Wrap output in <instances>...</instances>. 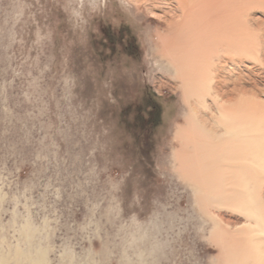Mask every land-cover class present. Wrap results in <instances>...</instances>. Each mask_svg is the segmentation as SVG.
<instances>
[{"label": "rangeland", "instance_id": "obj_1", "mask_svg": "<svg viewBox=\"0 0 264 264\" xmlns=\"http://www.w3.org/2000/svg\"><path fill=\"white\" fill-rule=\"evenodd\" d=\"M202 1L203 50L132 0H0V264H264V0ZM210 64L239 159L186 158Z\"/></svg>", "mask_w": 264, "mask_h": 264}, {"label": "bare ground", "instance_id": "obj_2", "mask_svg": "<svg viewBox=\"0 0 264 264\" xmlns=\"http://www.w3.org/2000/svg\"><path fill=\"white\" fill-rule=\"evenodd\" d=\"M132 1L137 5H148L149 9H146L145 11L146 13L150 14V18L163 19V22L167 26L164 30L165 34L163 41H166V43L168 44L174 43L176 41L177 43H182L185 42L186 38H189L190 41L194 40L195 44L200 50L204 49V46L207 43V38H209V35L212 32L211 26L212 28L214 26L209 23V21L212 22V20H209L210 13L208 12V10H206L207 6L204 9L205 5H202L203 3L198 2L199 0H172V2L174 1L176 3L175 11L177 12V14H175L176 12L174 10L173 11L175 13L172 14H170V10V12H167V10L169 9L167 8L170 3L169 0H165L168 2L161 0ZM211 1L213 2V0ZM202 2H204V0ZM206 2L209 1L207 0ZM198 4L203 6V8H200L201 11L198 10ZM219 25L220 24L215 27H218ZM177 46L181 48L179 45ZM179 51L182 53L183 50ZM185 57L186 55H183V59ZM185 59L179 61H185ZM219 62L216 63V66L219 65ZM211 66L212 64H210L209 68L207 67V69L198 71L196 77L194 78L195 81L193 82L188 80V73L184 75L181 74L182 72L180 73L181 97L187 103L192 100L195 101L194 104L192 103L193 106L190 103V107H194L195 105L194 108L190 109L192 112H194L195 115H198V118L196 119V125L193 129V133L190 136V141L194 147V151H192L193 153H187L186 158L188 157L192 160H197L199 158H207L211 155H214L216 153L215 150H220L221 148H224L227 150L226 155H224V158L229 157L239 159V94L241 93H239V91L241 88L239 89L233 87L230 90H222L220 88H216L215 84L213 85V83L216 80L214 78H216L217 72L214 69V71L216 72L215 75ZM180 67L182 70V66ZM222 80L225 81L224 79ZM217 81H219V79ZM244 94L245 93H243V95ZM206 98L210 100L209 103L206 102ZM246 106H248L247 103L245 106H243V111H248L249 107ZM200 109L205 110L206 114L201 116L199 111ZM204 148L208 153L203 152Z\"/></svg>", "mask_w": 264, "mask_h": 264}]
</instances>
